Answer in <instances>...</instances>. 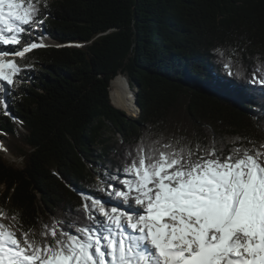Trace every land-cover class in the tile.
I'll return each instance as SVG.
<instances>
[{
  "label": "trees",
  "instance_id": "16d2710c",
  "mask_svg": "<svg viewBox=\"0 0 264 264\" xmlns=\"http://www.w3.org/2000/svg\"><path fill=\"white\" fill-rule=\"evenodd\" d=\"M43 3L42 36L53 44L28 53L32 69L0 94V134L21 161L0 156V208L16 216L8 223L39 232L82 222L79 193L103 199L105 171L123 176L142 139L264 142V84L252 79L264 65V0ZM217 49L239 52L231 59L242 77L226 75ZM124 78L137 96L134 118L122 105Z\"/></svg>",
  "mask_w": 264,
  "mask_h": 264
},
{
  "label": "snow or ice",
  "instance_id": "6c2138e0",
  "mask_svg": "<svg viewBox=\"0 0 264 264\" xmlns=\"http://www.w3.org/2000/svg\"><path fill=\"white\" fill-rule=\"evenodd\" d=\"M44 23L41 0H0V93L23 82L28 53L47 47ZM216 51L226 75H244L231 59L236 49ZM252 79L264 84V65ZM183 139H142L126 154L123 178L105 171L102 183L116 182L107 183L109 197L126 209L80 192L82 222L57 220L37 232L5 224L16 216L0 208V264H264V142Z\"/></svg>",
  "mask_w": 264,
  "mask_h": 264
},
{
  "label": "rangeland",
  "instance_id": "374dc122",
  "mask_svg": "<svg viewBox=\"0 0 264 264\" xmlns=\"http://www.w3.org/2000/svg\"><path fill=\"white\" fill-rule=\"evenodd\" d=\"M39 35H42V34H45L44 33V30H43V26H41V29L38 33ZM33 39H36L35 36L32 37ZM25 40L28 39L27 36L24 37ZM46 45H50V44H53L52 41L48 38V36H45L44 37V41H43ZM1 47V46H0ZM128 81H127V78H124L121 80V82H119V91H120V94H121V101H122V105L124 107V109L126 110V116L128 118H134L138 115V110L134 107V104H133V97H134V93L135 91L134 90H130L128 85H127ZM0 94H4V93H0ZM127 94H130V100L127 101L126 99V95ZM116 139L119 138L118 135L115 136ZM0 156L5 160L7 161L8 163L10 164H14L15 166H20L21 165V161L20 159H16L14 157H12L10 155V153L7 151V148H6V141L4 140V138L2 137V135L0 134ZM120 178H123V176H120ZM107 183H113V184H116L115 181H108ZM117 187H122L120 185H116ZM107 187V186H106ZM112 191V189L108 188L106 189V195L103 197V201H107L108 204H106L108 207H111L112 205H109V202L111 203H119V204H122L119 200H117L116 198L112 197L110 198L109 197V193ZM106 202V203H107ZM134 203V202H133ZM124 207H126V205L122 204ZM5 224H10L8 223L7 220H4L3 221ZM17 235L19 236V233H17Z\"/></svg>",
  "mask_w": 264,
  "mask_h": 264
},
{
  "label": "bare ground",
  "instance_id": "6f19581e",
  "mask_svg": "<svg viewBox=\"0 0 264 264\" xmlns=\"http://www.w3.org/2000/svg\"><path fill=\"white\" fill-rule=\"evenodd\" d=\"M127 97H126V99H127V101H129L130 100V94H127L126 95ZM109 205H112V206H118V207H121V208H127V206L126 207H124L122 204H119V203H111V202H109Z\"/></svg>",
  "mask_w": 264,
  "mask_h": 264
},
{
  "label": "water",
  "instance_id": "95a60500",
  "mask_svg": "<svg viewBox=\"0 0 264 264\" xmlns=\"http://www.w3.org/2000/svg\"><path fill=\"white\" fill-rule=\"evenodd\" d=\"M136 95L133 97V104H134V107L137 109L138 108V103L136 101Z\"/></svg>",
  "mask_w": 264,
  "mask_h": 264
}]
</instances>
